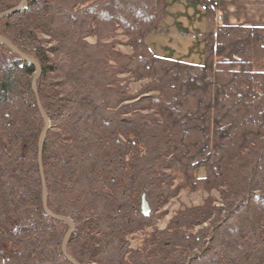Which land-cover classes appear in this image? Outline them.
I'll list each match as a JSON object with an SVG mask.
<instances>
[{
	"label": "trees",
	"instance_id": "16d2710c",
	"mask_svg": "<svg viewBox=\"0 0 264 264\" xmlns=\"http://www.w3.org/2000/svg\"><path fill=\"white\" fill-rule=\"evenodd\" d=\"M168 1L26 0L0 17L41 70L35 90L38 67L0 41V264H264V26L218 22L205 63L168 59L146 42ZM182 189L221 201L159 228Z\"/></svg>",
	"mask_w": 264,
	"mask_h": 264
},
{
	"label": "rangeland",
	"instance_id": "374dc122",
	"mask_svg": "<svg viewBox=\"0 0 264 264\" xmlns=\"http://www.w3.org/2000/svg\"><path fill=\"white\" fill-rule=\"evenodd\" d=\"M206 1H208L207 4L206 2H196L193 0H187L186 2H183V0H169L168 14L162 28L153 31L147 37L146 42L150 50L155 55L168 59L193 64L205 63V34L209 28L215 27L218 23V15L215 11L213 0ZM25 4L26 0L24 6ZM89 40L95 41L92 38ZM117 41L119 49L128 54L133 53V50L127 45V38L125 36H118ZM28 57L38 64L34 58ZM142 83L132 80L130 84L131 91L135 92ZM195 174L199 178H204L206 170L199 168L195 171ZM209 195L221 201L217 191L209 194L202 189L197 191L182 189L178 196L171 198L160 211L158 227L165 228L169 220L182 205H197ZM144 206L146 209V203ZM147 231H150V229H147ZM144 239L145 232H137L131 237L132 247H140Z\"/></svg>",
	"mask_w": 264,
	"mask_h": 264
},
{
	"label": "crops",
	"instance_id": "0c3cea01",
	"mask_svg": "<svg viewBox=\"0 0 264 264\" xmlns=\"http://www.w3.org/2000/svg\"><path fill=\"white\" fill-rule=\"evenodd\" d=\"M215 11L222 24L264 26V0H216Z\"/></svg>",
	"mask_w": 264,
	"mask_h": 264
},
{
	"label": "water",
	"instance_id": "95a60500",
	"mask_svg": "<svg viewBox=\"0 0 264 264\" xmlns=\"http://www.w3.org/2000/svg\"><path fill=\"white\" fill-rule=\"evenodd\" d=\"M24 2H25V0H23V2H22V3L20 4V6H18L17 8L12 9V10H10V11H6V12L0 14V17H1V16H4V15H6V14H8L9 12H12V11H15V10H18V9L24 7ZM0 41L6 43V44H7L8 46H10L14 51H16L17 53H19V54L22 55L24 58H26V59L29 60L30 62L34 63V64L38 67V70H37V72H36V74H35V76H34V85H35L36 79L38 78V76H39V74H40V71H41L39 65H38L36 62H34V60H32L31 58H29L28 56L22 54V53H21L18 49H16V48H15V47H14V46H13L8 40L4 39V38L1 37V36H0ZM35 90H36V88H35ZM37 103H38V106H39V108H40V110H41V112H42V114H43V116H44V118H45V121H46L45 128H44L43 131H42V138H41V140H43L44 137L46 136V133H47L49 127H50V125H49L50 122H49L48 117L46 116V114L44 113V111H43V109H42V105H41V102H40L38 96H37ZM66 220L71 224V226H72V230H73V229H74V224L72 223V221H71L70 219H66ZM65 248H66V245L64 244V247H63L64 251H65ZM66 255H67V254H66ZM67 256H68V255H67ZM68 259H69L70 261L75 262L70 256H68ZM75 263H76V262H75Z\"/></svg>",
	"mask_w": 264,
	"mask_h": 264
}]
</instances>
